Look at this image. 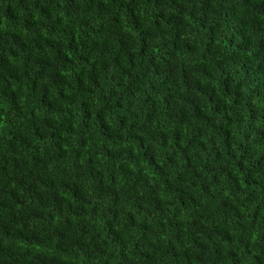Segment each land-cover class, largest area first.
I'll list each match as a JSON object with an SVG mask.
<instances>
[{
	"label": "trees",
	"instance_id": "obj_1",
	"mask_svg": "<svg viewBox=\"0 0 264 264\" xmlns=\"http://www.w3.org/2000/svg\"><path fill=\"white\" fill-rule=\"evenodd\" d=\"M0 264H264V0H0Z\"/></svg>",
	"mask_w": 264,
	"mask_h": 264
}]
</instances>
